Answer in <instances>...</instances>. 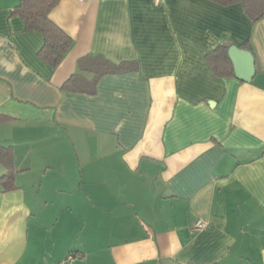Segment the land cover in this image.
<instances>
[{
    "label": "crops",
    "instance_id": "obj_1",
    "mask_svg": "<svg viewBox=\"0 0 264 264\" xmlns=\"http://www.w3.org/2000/svg\"><path fill=\"white\" fill-rule=\"evenodd\" d=\"M18 3L0 0V144L12 151L0 264H264V15L59 0L48 16L72 42L53 68ZM248 39L252 78L217 76L204 54ZM87 55L131 68L91 93L62 88ZM38 178L51 187L45 214L27 185Z\"/></svg>",
    "mask_w": 264,
    "mask_h": 264
},
{
    "label": "trees",
    "instance_id": "obj_2",
    "mask_svg": "<svg viewBox=\"0 0 264 264\" xmlns=\"http://www.w3.org/2000/svg\"><path fill=\"white\" fill-rule=\"evenodd\" d=\"M59 0H19L15 11L24 21L25 29H35L43 35V44L38 54L53 68L62 60L64 54L71 45V38L48 16L49 11ZM220 5L238 3L242 12L253 23L264 15V0H210ZM249 39L239 46L248 49L251 53ZM231 41H224L205 54V60L217 76L234 75L233 65L228 56ZM253 54V53H252ZM78 67L81 71L73 73L61 85L62 88L74 91L93 92L96 79L105 73L120 72L130 69L127 62L113 63L102 55H87L78 59ZM83 71L93 74L91 79L86 78ZM8 119V116L0 112V121ZM0 160L8 166L10 171L3 176L4 188L12 187V151L10 146L0 144Z\"/></svg>",
    "mask_w": 264,
    "mask_h": 264
},
{
    "label": "water",
    "instance_id": "obj_3",
    "mask_svg": "<svg viewBox=\"0 0 264 264\" xmlns=\"http://www.w3.org/2000/svg\"><path fill=\"white\" fill-rule=\"evenodd\" d=\"M228 56L233 65L234 75L243 81H249L255 71L252 53L248 49L231 44L228 47Z\"/></svg>",
    "mask_w": 264,
    "mask_h": 264
},
{
    "label": "rangeland",
    "instance_id": "obj_4",
    "mask_svg": "<svg viewBox=\"0 0 264 264\" xmlns=\"http://www.w3.org/2000/svg\"><path fill=\"white\" fill-rule=\"evenodd\" d=\"M33 179H31L32 181ZM33 182H30L29 179H27V185H31L32 186V190L36 193H38V201L40 203V206L42 208V214L47 213V210L52 209V203H50L48 200V202H45V199H48V197L51 194V187L49 186L48 183H46L45 181L41 182V180L38 178V180H33Z\"/></svg>",
    "mask_w": 264,
    "mask_h": 264
},
{
    "label": "built area",
    "instance_id": "obj_5",
    "mask_svg": "<svg viewBox=\"0 0 264 264\" xmlns=\"http://www.w3.org/2000/svg\"><path fill=\"white\" fill-rule=\"evenodd\" d=\"M204 226H206V222L203 221L202 219H197L194 222V227L197 228V229L203 228ZM69 258H70V256H69Z\"/></svg>",
    "mask_w": 264,
    "mask_h": 264
}]
</instances>
